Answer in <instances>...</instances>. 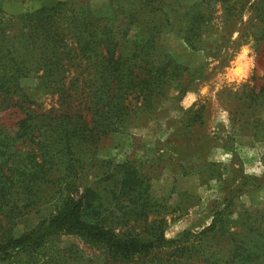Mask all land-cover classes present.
I'll list each match as a JSON object with an SVG mask.
<instances>
[{
    "label": "trees",
    "instance_id": "obj_1",
    "mask_svg": "<svg viewBox=\"0 0 264 264\" xmlns=\"http://www.w3.org/2000/svg\"><path fill=\"white\" fill-rule=\"evenodd\" d=\"M156 1L165 5L163 0H129L126 4L109 0L95 9L81 0H60L20 16L0 9V98L9 101L17 96L21 106L30 108L37 97L23 90L22 81L35 79L44 91L77 102L59 114L26 110L15 134L0 126V259L25 253L26 259L19 264H66L75 256L73 249L60 245L55 253H46V244L62 235L104 249L115 264L183 259L184 253H177L183 249L179 246L183 240L164 239L163 218L155 219L146 231L152 237L144 236L145 230L128 227L140 220L146 224L151 213H161L150 196L148 176L132 161L119 164L114 172L83 188L68 181V175L62 177L66 182L49 219L18 235L11 226L14 218L38 208L41 194L34 183L57 176V152L65 148L73 154L80 145L117 131L133 110L152 107L172 83L185 92L189 67L160 44L163 20L169 13L164 9L156 13ZM247 5L262 22L258 30L262 39V0L242 4L238 0H197L182 17L184 40L199 48L206 29L218 20L240 15ZM141 25L144 31L139 33L136 28ZM10 36L16 39L15 45H10ZM17 141L32 146L21 150ZM221 215L199 237L220 228ZM170 247L177 249L170 251ZM262 259L264 237L257 245L234 243L228 264H261Z\"/></svg>",
    "mask_w": 264,
    "mask_h": 264
},
{
    "label": "rangeland",
    "instance_id": "obj_2",
    "mask_svg": "<svg viewBox=\"0 0 264 264\" xmlns=\"http://www.w3.org/2000/svg\"><path fill=\"white\" fill-rule=\"evenodd\" d=\"M58 1L0 0V9L20 16ZM81 1L95 9L109 2ZM163 1L165 5L155 2L156 13L162 9L169 13L159 42L189 67L185 92L172 83L164 96L154 99L152 107L133 110L117 131L80 145L73 154L65 148L57 152V176L34 183L41 194L40 204L12 220L15 235L50 218L66 182L62 177L68 175V181L83 188L114 172L119 164L132 161L148 176L150 196L161 213H151L146 224L140 220L128 227L145 230L143 235L152 237L146 231L155 219L163 218L164 239L183 240L179 245L183 249L176 251L184 253L183 259L151 264H228L234 243L257 245L264 237V37L259 38L258 33L262 22L247 5L240 15L218 20L206 29L195 48L184 40L186 22L182 17L197 0ZM245 1L238 0L239 4ZM136 31L142 33L144 27L137 26ZM9 40L10 45L17 43L13 36ZM37 83L35 79L22 81L23 90L37 97L30 108L21 106L17 96L9 101L0 98V126L11 134L17 132L26 110L59 114L77 104L59 99ZM15 144L21 150L32 146L22 141ZM220 213V228L199 237ZM60 245L75 251L66 264H115L104 249L74 236L62 235L47 243L46 253H55ZM21 259H26L25 253L0 259V264H19Z\"/></svg>",
    "mask_w": 264,
    "mask_h": 264
}]
</instances>
